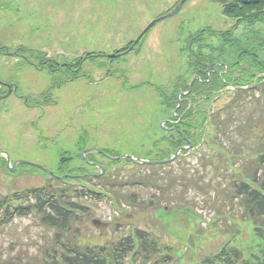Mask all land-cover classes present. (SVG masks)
I'll list each match as a JSON object with an SVG mask.
<instances>
[{
  "label": "rangeland",
  "instance_id": "1",
  "mask_svg": "<svg viewBox=\"0 0 264 264\" xmlns=\"http://www.w3.org/2000/svg\"><path fill=\"white\" fill-rule=\"evenodd\" d=\"M4 1L0 14V38H4L10 46L24 43L30 48H45L56 59L60 56L76 57L85 52L110 54L121 49L180 0ZM222 9L217 0H190L180 13L150 31L144 41V55L134 60L138 63L145 59L138 69L148 65L147 68L153 72V84L175 79L181 73V66L187 63L182 59V53L185 55L189 48L184 41L186 36L195 35L205 26H210L215 32L227 30L228 27L218 23L220 21L233 25L234 21L221 15ZM4 22L5 27L2 26ZM256 33L264 35V26H258ZM208 34L204 36L207 38ZM211 37L218 42L219 36ZM96 61L102 63L104 58ZM112 88L113 85L110 86ZM86 96L87 90L80 86L69 100L60 98L61 107L53 110L57 126L54 132L62 128L68 142H74L76 136L81 135V127L89 122L90 127L103 129L99 133L93 131L92 135L99 139L102 146L112 145L109 154L115 157L154 158L148 150L151 142L161 136L157 133L167 114L160 107L157 89L153 85L134 93V105L124 99L123 105L117 106L110 96L103 102L97 100L88 105ZM219 102L224 125L228 120H232L230 124L233 122L229 137L222 138L221 145L227 148V152L237 150L248 155L249 159L247 156L238 157L234 166L231 162L229 166L224 152L208 144L203 145L200 151L197 149L199 152L195 157L177 165L150 167L122 162L111 168L105 179L96 181L102 188L110 186L109 195L103 196L102 201H75L89 211L80 214L83 222L72 223V228L64 236L65 242L84 246L112 243L129 236L132 226V234L134 229L149 232L160 250L149 254L150 258L143 257L149 261L141 260L142 256L134 260L139 252L136 250L130 254V264H211L210 257L227 243L252 251L253 225L246 222L249 218L245 204L242 205L243 199L233 193V181L251 174L254 167L260 165L251 163L255 154L262 150L261 146L256 150L252 148L259 144L258 137L243 135L239 126L243 128V122L255 124L264 119V96L260 93L250 96L232 93ZM88 106L96 109L94 115L90 112L85 115ZM69 117L72 121L68 120ZM73 125L79 126L80 130L75 131L77 127ZM62 140L63 136L59 138V141ZM113 140L114 144L111 143ZM95 156L109 163L98 154ZM59 158L58 153L56 163L52 162L53 170L60 162ZM4 171L0 170V203L14 205V208L17 202L27 206L29 202L25 199L4 202L2 199L7 194L13 197L12 192L19 190L16 188H33L41 184V179L27 178L19 182L7 178ZM86 171L94 172L91 169ZM259 175L261 182L258 187L263 189L264 168ZM251 182L248 177L246 183ZM158 184L163 186L158 187ZM56 186L82 189L84 184L73 180ZM4 217L5 211L0 213V220ZM39 218L33 213L0 225V254L8 259L35 263V256L50 246L49 242L56 233V230L41 224ZM255 218L256 223L264 226V215Z\"/></svg>",
  "mask_w": 264,
  "mask_h": 264
},
{
  "label": "flooded vegetation",
  "instance_id": "2",
  "mask_svg": "<svg viewBox=\"0 0 264 264\" xmlns=\"http://www.w3.org/2000/svg\"><path fill=\"white\" fill-rule=\"evenodd\" d=\"M4 2L0 0V14ZM5 25L6 22L2 26ZM193 36L191 41L196 38ZM222 43L218 41L209 45L210 48L205 49L208 53L200 48L192 49L189 53L187 70L193 73L192 79L196 76L199 78L198 86L212 94L216 93L214 89L218 87H241L263 81L264 40L257 38L245 44L234 41L228 47H221ZM137 52L139 56L144 55L143 50ZM122 53L124 51L113 52L120 57H104L102 63H97L95 54L86 52L58 64L52 58V52L45 48H30L24 43L10 46L4 38H0V170H5L3 173L7 178L19 182L27 178L41 179V184L33 188H16L19 190L12 192L13 197L7 194L6 200L46 198L47 194L38 191L46 187L52 190V162L56 163L58 153L61 157H68V163L74 167L83 168L84 161L78 154L86 149L105 151L111 147L105 148L100 145L98 138L93 135L87 138L85 134L77 135L74 142H68L62 128L54 132L57 126L53 110L61 107L60 98L69 100L80 86L87 90L88 105L97 100H106L109 96L117 106L123 105L124 99L134 105V93L146 86L151 87L154 76L148 65L138 69L140 62L134 61L137 54ZM193 91L182 102L183 106H189L188 110L195 102L210 98L209 95L200 96ZM163 97L167 98L168 95ZM88 109L85 115L88 112L94 115L96 112L89 106ZM181 114H186V111ZM71 119L69 117L68 120ZM86 125L90 126L89 122ZM84 128L86 126H82ZM91 128L98 133L103 130ZM79 130L78 127L75 129ZM61 136L63 140L59 141ZM111 143L114 144V140ZM92 161L103 164L101 160ZM16 164L15 171H10V167ZM7 207V204L2 205L3 210Z\"/></svg>",
  "mask_w": 264,
  "mask_h": 264
},
{
  "label": "trees",
  "instance_id": "3",
  "mask_svg": "<svg viewBox=\"0 0 264 264\" xmlns=\"http://www.w3.org/2000/svg\"><path fill=\"white\" fill-rule=\"evenodd\" d=\"M224 1L227 2L228 0ZM225 10L228 16L235 19L243 17L246 23L253 24L258 20H263V18H260V15L264 14V0H233L228 3V5H225ZM174 98L176 104L177 96L175 95ZM216 117L217 118H214L212 121L214 131L217 132V136L220 139L228 138L231 131L230 127L233 124V122L230 124L229 121L232 120H228L226 125H224L225 121L220 112L216 114ZM206 122L207 119H193L191 116H188L185 120L183 132L188 138L197 144L202 138L201 133L203 128H205ZM240 126L239 129L243 135L246 134V136H248L249 134H252L258 137L259 144L252 146V148L256 150L258 146H261L262 150H259L258 153L255 154L256 157L251 163H254L255 165L256 162H260L264 167V129L262 131L259 130L264 127V119L256 121L255 124L251 122H243V128H240ZM163 141L166 142V145H162L161 141L155 142L154 148L156 149L153 151H163L165 155L164 157L171 156L180 147L186 145L183 137L180 135H177L174 139L169 137ZM215 146L217 147L215 149L220 152H224L225 162L229 166L230 162L232 163V166H234L236 158L238 157L246 158L247 156L248 158V155L241 154L237 150L236 152H227V148H224L223 145L219 146L216 143ZM248 148L250 147L248 146ZM262 170L263 168L256 170L254 167L252 177H254L255 181H257L259 173ZM247 179L248 176L246 175H244L241 179H234L233 193L235 192L237 196L243 199L242 205L245 204L246 215L249 218L246 222L253 225V244L251 246L253 250H244L240 247L236 248L229 243L230 246L229 244L222 246L215 256L210 257L211 263L264 264V226L256 223L255 220V217L264 215V193L259 192L256 187L247 184ZM90 181L92 180H89V182ZM96 185L99 184L96 183ZM262 185L264 187V182ZM103 196L102 192L99 193L96 191L94 186L83 187L82 189H72L59 188L54 185L52 187V200H40L35 208L39 210L40 222L44 226H48L49 229L56 230V233L53 240L51 239V242H49L50 246H46L43 253L39 252L34 258L36 262L30 264H128L127 259L135 250V243L130 236L104 246L94 245L91 243L86 244L85 246L80 244V246L72 244L71 242L66 243L64 240V236H67L72 223L79 224L80 222H83L82 217L77 214V210L81 209L84 210L83 212L87 211V213L89 211V208H85L75 201L89 199L91 202L93 201L98 203L103 200ZM18 211L22 212L21 209ZM138 234L142 240L140 254H152L159 252L160 249L157 246V242L152 239L149 233L138 231ZM169 260L172 259L169 258ZM0 264L29 263L17 261V259H8L5 258L3 254H0Z\"/></svg>",
  "mask_w": 264,
  "mask_h": 264
},
{
  "label": "water",
  "instance_id": "4",
  "mask_svg": "<svg viewBox=\"0 0 264 264\" xmlns=\"http://www.w3.org/2000/svg\"><path fill=\"white\" fill-rule=\"evenodd\" d=\"M186 0H182V2L175 8V10H173L170 14H168L167 16H164L162 18H159L158 20L154 21L152 24H150L148 26V28L143 32V34H145L146 32H148V30L157 22H160L164 19H167V18H170L172 17L175 13H177L179 11V9L183 6V4L185 3ZM193 84V83H192ZM192 84L190 85V90L192 88ZM189 146L188 147H185V148H181L176 154L175 156H173L170 160H165V161H160V162H152L150 160H141V159H138L136 157H131V156H125V157H122L120 158V160L122 159H131L133 162L135 161H138L139 163L141 164H153V163H157V164H164V163H169V162H173L175 161L176 159H178L181 155H182V151H191L192 148H193V143L190 141V140H187ZM14 169V168H13ZM12 169V170H13ZM101 170H102V174L105 172V169L103 167H101ZM64 179V178H63Z\"/></svg>",
  "mask_w": 264,
  "mask_h": 264
}]
</instances>
